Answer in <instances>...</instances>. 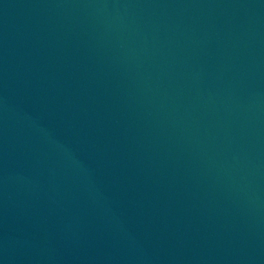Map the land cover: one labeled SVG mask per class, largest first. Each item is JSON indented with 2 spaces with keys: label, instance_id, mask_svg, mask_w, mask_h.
I'll return each mask as SVG.
<instances>
[{
  "label": "water",
  "instance_id": "1",
  "mask_svg": "<svg viewBox=\"0 0 264 264\" xmlns=\"http://www.w3.org/2000/svg\"><path fill=\"white\" fill-rule=\"evenodd\" d=\"M0 264H264V0H0Z\"/></svg>",
  "mask_w": 264,
  "mask_h": 264
}]
</instances>
